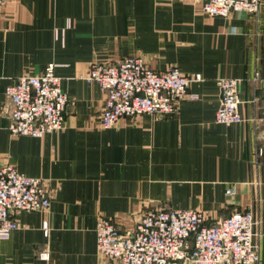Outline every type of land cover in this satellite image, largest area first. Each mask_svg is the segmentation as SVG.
Listing matches in <instances>:
<instances>
[{
    "label": "crops",
    "instance_id": "crops-1",
    "mask_svg": "<svg viewBox=\"0 0 264 264\" xmlns=\"http://www.w3.org/2000/svg\"><path fill=\"white\" fill-rule=\"evenodd\" d=\"M132 55L203 79L189 83L174 115L103 127L105 93L85 74L92 63ZM49 64L70 97L64 127L42 137L12 134L6 87ZM255 71L264 75V4L257 14L212 16L197 0H5L0 166L44 178L51 205L16 212L20 226L0 239V264H117L97 248L98 219L128 234L161 205L202 209L208 223L252 209L264 264V80H253ZM222 76L239 78L241 123L215 119Z\"/></svg>",
    "mask_w": 264,
    "mask_h": 264
},
{
    "label": "built area",
    "instance_id": "built-area-1",
    "mask_svg": "<svg viewBox=\"0 0 264 264\" xmlns=\"http://www.w3.org/2000/svg\"><path fill=\"white\" fill-rule=\"evenodd\" d=\"M197 1L212 16H229L237 11L257 14L263 4V0ZM4 7L5 0H0V19ZM85 79L97 82L105 93L100 118L101 125L108 128L125 116L178 113L180 102L189 95V83L203 78L199 73L191 78L176 65L155 69L143 56L133 55L114 63H92ZM253 80H264V75L255 71ZM217 84L221 99L216 121L227 125L243 122L239 78L222 76ZM5 94L11 103L8 128L12 134L42 137L64 127L70 97L54 64L41 72L21 75L6 87ZM227 192L232 194L234 190ZM50 205L44 178L28 175L12 164L0 166V239L8 238L19 228L17 211H44ZM44 231L49 233L46 221ZM96 235L99 252L117 264H259L261 261V219L252 209L236 210L208 223L202 209L161 205L147 210L128 234H122L111 218L100 217ZM49 256L47 250L40 253L43 259Z\"/></svg>",
    "mask_w": 264,
    "mask_h": 264
},
{
    "label": "rangeland",
    "instance_id": "rangeland-1",
    "mask_svg": "<svg viewBox=\"0 0 264 264\" xmlns=\"http://www.w3.org/2000/svg\"><path fill=\"white\" fill-rule=\"evenodd\" d=\"M263 4H264V0H263ZM263 4H262V5H263ZM132 56H133V55H132ZM171 65H175V64H171ZM171 65H169V66H171ZM169 66H168V67H169ZM176 66H178V65H176ZM178 67H179V66H178ZM166 68H167V67H166ZM166 68H165V69H166ZM125 117H132V116H125ZM164 206H165V205H164ZM166 207H169V206H166ZM169 208H173V207H169ZM148 210H149V209H148ZM205 214H206V213H205ZM115 224H116V223H115ZM135 226H136V225H135ZM117 228H118V227H117Z\"/></svg>",
    "mask_w": 264,
    "mask_h": 264
}]
</instances>
